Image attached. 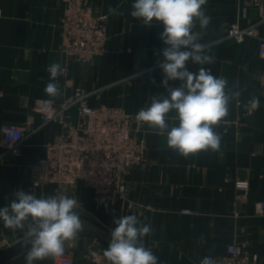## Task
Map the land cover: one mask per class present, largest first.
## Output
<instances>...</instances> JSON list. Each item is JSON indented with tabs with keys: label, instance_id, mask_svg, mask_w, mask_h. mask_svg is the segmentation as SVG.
Masks as SVG:
<instances>
[{
	"label": "crops",
	"instance_id": "1",
	"mask_svg": "<svg viewBox=\"0 0 264 264\" xmlns=\"http://www.w3.org/2000/svg\"><path fill=\"white\" fill-rule=\"evenodd\" d=\"M91 1L99 14L107 16L110 40L104 54L82 64L68 61L60 50L58 0H0L4 14L0 22V142L1 126L23 125L36 98L59 103L69 94L64 78L58 83L59 97L53 99L44 92L50 79L46 69L52 63L70 67L75 86L91 93V106L105 104L137 114L151 104L153 96L166 92L162 70L151 69L166 47L159 38L162 23L143 26L130 15L133 0ZM109 7L120 14H110ZM243 7L242 0H207L204 11L210 23L201 29L196 21L194 30L201 33L199 42L214 62L187 63L194 73L201 67L210 69L213 76L227 80L226 92L239 93L230 100L228 115L213 126L221 137L219 150H202L185 158L167 146L166 133L160 135L146 124L149 164L128 176L127 199H99L83 184L63 191L62 195L78 199L83 225L82 237L64 245L65 251L72 252L74 264H92L85 260V251L90 246L105 250L116 227L113 221L133 213L151 226L144 245L159 258V264H200L205 256L219 264L233 240L246 244L258 256V264H264V215L256 216L258 204L264 201V87L259 78L264 57L254 39L214 43L229 25L246 26L261 18L254 8L244 17ZM260 34L264 38V23ZM179 83L169 82L172 86ZM174 116L169 113L168 122L178 126ZM39 125L36 117L35 127ZM59 130L55 126L38 130L18 154L0 159V208L19 190L37 198L56 195L54 186L34 187L33 180L46 154L45 144L54 141ZM129 201L135 205L130 207ZM7 247L14 249L3 264H26L31 247L26 230L13 231L0 221V250ZM35 264L53 262L49 257Z\"/></svg>",
	"mask_w": 264,
	"mask_h": 264
},
{
	"label": "clouds",
	"instance_id": "2",
	"mask_svg": "<svg viewBox=\"0 0 264 264\" xmlns=\"http://www.w3.org/2000/svg\"><path fill=\"white\" fill-rule=\"evenodd\" d=\"M207 0H133L130 15L143 26L153 22L163 25L160 39L166 45L162 49V86L166 92L153 96L151 104L136 114V120L166 133L170 149L187 158L202 150L218 151L221 137L214 131L228 115L230 100L239 93L226 92L227 80L217 78L210 69L199 68L197 73L187 67L189 61L197 65L211 64L214 57L200 43L201 33L195 31L196 21L205 29L211 17L204 6ZM110 14L119 15L117 9L109 7ZM46 71L50 74L44 92L55 99L61 95L57 76L62 72L59 63H52ZM179 81L172 86L169 82ZM258 103V102H257ZM175 113L168 122L169 113ZM78 199L73 195H52L37 198L33 193L19 190L10 203L0 208V221L13 231L26 230L31 247L25 256L26 264H35L45 258H57L64 254L65 242L83 230L82 219L77 208ZM116 227L103 255L109 264H159V258L145 247L144 237L150 234L151 226L142 223L136 214L116 218ZM203 241V237L200 238ZM200 264H216L211 256H205Z\"/></svg>",
	"mask_w": 264,
	"mask_h": 264
},
{
	"label": "built area",
	"instance_id": "3",
	"mask_svg": "<svg viewBox=\"0 0 264 264\" xmlns=\"http://www.w3.org/2000/svg\"><path fill=\"white\" fill-rule=\"evenodd\" d=\"M244 17L250 8L256 9L261 18L252 24L229 25L214 43L234 40L243 43L254 39L258 52L264 57V38L260 28L264 23V0H242ZM61 10L57 26L61 35V52L68 61L87 64L104 54L110 40L107 16L99 14L91 0H58ZM0 8V22L3 19ZM163 57L156 59L151 68H159ZM57 81L64 78L69 94L59 103L50 98L38 97L23 125L1 126L2 150L0 159L18 154L29 137L38 130L59 127L54 141L45 144L46 154L36 167L34 187L54 186L57 196L64 190H73L79 184L90 188L99 199L113 196L128 198V176L136 168L148 166L147 146L144 138L146 124L136 120L121 107L101 104L90 105L91 93L75 86L69 66L61 68ZM264 87V72L259 75ZM3 97L0 92V102ZM36 117L40 125L35 127ZM134 202L129 201L133 207ZM256 216L264 215V201L258 204ZM82 237L79 232L71 240ZM97 241V238H94ZM9 245V244H8ZM104 250L90 246L84 254L92 264H106ZM51 258V257H50ZM53 264H74L72 252L55 259ZM258 256L247 249L246 244L233 240L226 245V254L219 264H258Z\"/></svg>",
	"mask_w": 264,
	"mask_h": 264
},
{
	"label": "water",
	"instance_id": "4",
	"mask_svg": "<svg viewBox=\"0 0 264 264\" xmlns=\"http://www.w3.org/2000/svg\"><path fill=\"white\" fill-rule=\"evenodd\" d=\"M8 249L0 250V264H3L6 260H9L11 256V252L14 249L13 247H7Z\"/></svg>",
	"mask_w": 264,
	"mask_h": 264
}]
</instances>
